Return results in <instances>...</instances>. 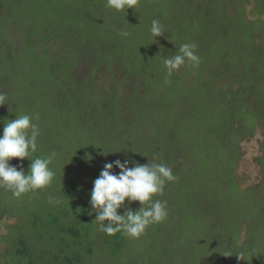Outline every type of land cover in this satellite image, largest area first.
I'll return each instance as SVG.
<instances>
[{
  "label": "trees",
  "instance_id": "16d2710c",
  "mask_svg": "<svg viewBox=\"0 0 264 264\" xmlns=\"http://www.w3.org/2000/svg\"><path fill=\"white\" fill-rule=\"evenodd\" d=\"M252 2L254 20L245 17L243 0H140L135 10L119 13L107 8L106 0H0V93L7 96L0 106V135L9 120L33 117L40 135L30 159L52 156L54 169L49 167L58 174L53 180L65 187L49 188L61 199L59 214L42 201L49 186L21 198L0 188V220L18 219L5 239L7 264H93L94 247L114 260L133 243L131 264H264V234L253 237L264 227V157L257 159L262 199L241 189L233 172L240 140L253 137L257 129L264 137V0ZM154 19L165 31L155 41L150 33ZM120 31L129 36L121 37ZM14 34H23L16 47ZM48 39L67 42L69 52L37 49ZM184 43L196 45L200 63H186L168 76L164 59ZM82 54L89 62L87 80L72 75ZM17 59L23 63L11 64ZM114 66L131 75L130 89L113 81ZM96 68H103L110 83L95 84L100 77H94ZM109 91L112 97L101 95ZM134 133L135 153L129 155L146 163L155 156L177 180L166 182L163 195L153 197L167 202L169 216L150 225L141 238L127 241L122 232L108 236L98 230L89 204L92 187L87 191L73 177L61 178L57 167L70 157L82 170L91 156L97 178L106 163L102 153L123 161V140ZM88 141L98 144L93 154L77 148ZM177 158L186 164L177 168ZM30 163L22 162L25 174ZM192 194L202 197L200 207L191 205ZM177 205L197 217L184 221L175 212ZM243 225L245 238L239 243L235 240ZM184 235L187 240L181 242ZM216 236L227 237L217 244ZM226 251L233 256H223ZM240 253L243 260L236 256Z\"/></svg>",
  "mask_w": 264,
  "mask_h": 264
},
{
  "label": "clouds",
  "instance_id": "9594fccd",
  "mask_svg": "<svg viewBox=\"0 0 264 264\" xmlns=\"http://www.w3.org/2000/svg\"><path fill=\"white\" fill-rule=\"evenodd\" d=\"M139 2L140 0H106V7L118 13L126 12L127 9L135 10ZM150 33L154 41L156 37L164 35V27L159 20L152 21ZM119 35L128 37L129 32L120 31ZM186 63L193 67L200 63L194 43L182 44L177 54L164 59L167 75L171 76ZM6 100V94L0 93V106L5 105ZM32 121L33 117L29 115H19L3 124L0 135V188L10 191L14 198L45 189L55 178V173L49 167L52 156L30 159L37 151V138L40 135L38 124ZM13 158L20 163L11 165L10 160ZM25 159L31 162L27 174L22 166ZM91 159V156L85 157L86 161ZM155 159L154 156L151 162L148 160L145 164L132 161V167H129L130 160L127 158L103 165L99 176L93 181L89 200L96 214L94 220L99 231L108 236L122 232L129 238L139 239L150 225L167 218V202L154 200L153 197L163 195L166 182H175L177 177L170 167L156 163ZM114 168L119 170L118 173L113 171ZM133 202H139L138 210L131 209ZM49 203L60 204L61 201L50 197ZM118 209L122 210V214L118 213ZM223 256L233 255L226 251ZM236 256L243 260V253Z\"/></svg>",
  "mask_w": 264,
  "mask_h": 264
},
{
  "label": "rangeland",
  "instance_id": "374dc122",
  "mask_svg": "<svg viewBox=\"0 0 264 264\" xmlns=\"http://www.w3.org/2000/svg\"><path fill=\"white\" fill-rule=\"evenodd\" d=\"M56 3H58V2L56 1ZM243 3H244V9H245V17L247 19H251V20L256 19L257 14H256V12L253 13V11H252L254 3L253 2L250 3V0H243ZM260 17L264 19L263 15H261ZM22 36H23V34L11 35L12 39H16L15 42L13 41L14 47H16L19 44V40ZM33 39L35 41H38L36 36H34ZM62 45H63L62 39L61 40L52 39V41H50V39H48V40H44L42 42V44H40L37 47V49H40L43 47L45 50H49L54 55L57 54L58 52H61V49H63L62 54L65 56L66 53L69 52L68 48H67V42L63 45V47H62ZM3 48H4V50H8L7 45H3ZM81 57H82V63L76 65L73 68L74 70L72 71V75H75V76L84 75V80H87L90 78L89 72H87L89 62L88 63H84V62H87L88 58L84 54H82ZM22 60L23 59H17L16 61L12 60L11 64H13V63H15V64L21 63L22 64L23 63ZM122 74L125 75L123 70L120 69L119 66L113 67L112 74H111L113 81L118 82L121 80L122 88L126 89V90L130 89V82L132 81L131 75L122 76ZM98 76H100V77H98ZM94 77H98L96 82H95L96 85L99 84L102 86V84H103L102 82H104V80H106L108 83H110L109 77L105 73L103 68H100V69L96 68ZM140 78L145 80L144 75H141ZM188 80H191V77H189ZM4 83L8 88V82L5 81ZM0 87H3V85L0 84ZM86 88H87L86 86H83V91L86 90ZM78 94H82V93H75V95H78ZM103 94H105L107 97L110 98L113 96L114 93H113V91H109L108 93L102 92L101 95L103 96ZM135 95L137 96V95H139V93H135ZM124 100H125V98H124ZM115 114H116V112H115ZM109 116H110V118H112V117L114 118V115H112V113H110ZM133 117H135V116H133ZM132 124H134L133 121L130 123V125H132ZM138 124L141 127H146V125L143 121L138 122ZM102 126H106V125H102ZM95 133H96V130H95ZM96 134L102 135L101 132H97ZM135 137H136V134L134 133L131 136H129L128 138L123 140L124 145L126 147L125 150L127 151L125 153V156H127V159L130 160L129 167L133 166L131 163L132 161H136V162L140 161V162H142V164L146 163V159L144 161L139 160L140 156H137L134 154L129 155V152L135 153L133 150L134 149L133 140ZM97 145L98 144H96L95 142H89L88 141V142H83L80 145H77V148L79 149V151L81 150L84 153L93 154L92 152H94L96 150ZM102 154H103V156L101 158L106 163H109V162H112L115 160V159H113V157L110 154L109 155L106 154V152L105 153L103 152ZM262 156L264 157V137L260 134V130L257 129L255 132V135L253 137H251L249 139L243 138L238 143L237 159L235 161V168L233 171L234 172V178L238 182L239 187L241 189L251 190L253 193H255L259 197V199L263 198L262 190L264 188L262 189L263 171H262V168H261L260 164L258 163L257 159H258V157H262ZM98 161L100 162V160H98ZM173 164L177 168H180V167H182L183 164H186V160L177 158V160L173 161ZM60 166H61V168L57 167V170H58V173L60 174L61 178H62V175H64L65 177L71 176L77 181L78 187H81L82 189L87 190V191L90 190L91 187H93V181L96 179L97 172H96V170H94V171L92 170V164L90 162L87 161L83 165V169L80 170V168L76 165L75 161H71V158L69 157L67 160L62 162V164ZM51 167L53 168L52 164H51ZM115 170L117 171V169H115ZM55 175L58 176V174H55ZM61 181H62V179H61ZM56 182L58 184L57 180H56ZM180 183H181V179H179V184ZM59 185H61L60 182H59ZM52 187H54L55 190L61 189V191H63L65 188L64 186H60V188H59V186L56 185L54 180H53L51 185L48 188H46L45 190H43V193H42L43 203H49L50 197H54V198L59 199L57 197L58 195H56V197H55V194H57V192H55V190H53V191L49 190V188H52ZM51 194H53V195L51 196ZM191 197H192L191 205H194L195 207H197V206L200 207L201 206L200 198H202V197H200L198 195L194 196L193 194L191 195ZM59 200L61 201V199H59ZM126 203H127V201H126ZM49 204H50V206L48 208L53 209L54 213L59 214L64 210V207L61 208V206L59 204H55V203H49ZM131 206L135 207V210H138L139 202H133L130 205V207ZM176 208H178L179 210L176 211V209H175V212L182 213V217L184 218V221L189 220L190 217H197L196 216L197 212L192 213L191 212L192 209H186L184 207H181V205H177ZM45 210L47 211V209H45ZM216 211L214 212V216L215 215L219 216L220 211L219 210L217 212ZM120 212H122V210L118 209V213H120ZM185 213H187V215ZM190 213H192V214H190ZM205 214L206 213H204V215ZM223 218L225 220H228V224H227V226H228L229 225V218H228V215H226V213L224 214ZM17 221H18V219L16 217H10V218L5 217L2 220H0V264H7V253H6L5 239H7L6 237L9 234L8 228L11 225L15 224ZM213 221H214V219H213ZM64 227H66V226H64ZM245 231L246 230H245L244 225L241 226L239 231H238L239 238L235 241L241 243L245 238ZM180 232H181V234L185 233V230L183 227L180 228ZM254 233H256V234L253 237L259 240L261 237L260 234H264L263 225L261 226L260 230H257ZM145 234H146V231H145ZM142 236H144V234ZM226 237L227 236H222V237L216 236L215 239L213 240V242H215L217 244L223 243L226 240ZM124 238H127V241H129L131 239V238L127 237L126 235H124ZM181 238H182L181 242H184L187 240V237L185 235ZM84 244H85V242H84ZM133 244L126 245L124 247V252H123L124 254L121 255L120 257H118V259L114 258V260H110L109 258H107V256H105L103 254L102 255L99 254V247L98 248L94 247V250H95L94 252H96L98 255L94 256V259H93L94 263L93 264H131V261H130L131 260L130 259L131 253H129L130 252L129 247ZM135 244H137V246L141 245L140 241H138V243H135ZM140 248H142V246H140ZM81 250H82V248H81ZM262 255L264 256V253H262Z\"/></svg>",
  "mask_w": 264,
  "mask_h": 264
}]
</instances>
